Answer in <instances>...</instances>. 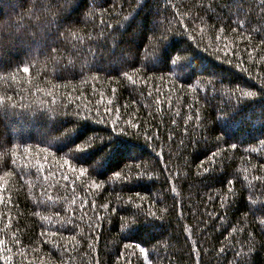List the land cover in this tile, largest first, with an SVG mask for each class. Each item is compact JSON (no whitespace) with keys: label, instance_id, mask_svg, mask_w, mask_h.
<instances>
[{"label":"trees","instance_id":"16d2710c","mask_svg":"<svg viewBox=\"0 0 264 264\" xmlns=\"http://www.w3.org/2000/svg\"><path fill=\"white\" fill-rule=\"evenodd\" d=\"M0 264H264V0H0Z\"/></svg>","mask_w":264,"mask_h":264},{"label":"snow or ice","instance_id":"6c2138e0","mask_svg":"<svg viewBox=\"0 0 264 264\" xmlns=\"http://www.w3.org/2000/svg\"><path fill=\"white\" fill-rule=\"evenodd\" d=\"M23 71H24V72H28L29 69H28L27 67H24V68H23ZM77 147H79V146H77ZM72 159H73V158H72ZM66 162H67V161H66ZM116 175H119V173H117ZM137 247H140V246L137 245ZM140 251H141V252H144V248H143V247H140Z\"/></svg>","mask_w":264,"mask_h":264}]
</instances>
